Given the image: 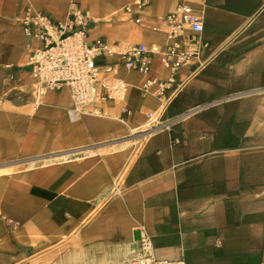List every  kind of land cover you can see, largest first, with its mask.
I'll return each instance as SVG.
<instances>
[{"label": "crops", "instance_id": "1", "mask_svg": "<svg viewBox=\"0 0 264 264\" xmlns=\"http://www.w3.org/2000/svg\"><path fill=\"white\" fill-rule=\"evenodd\" d=\"M134 1L0 0V264H123L141 226L160 258L264 264V0H150L139 23ZM182 2L204 14L208 62L179 70L164 110L122 69L131 114L72 118L67 88L37 98L30 67L5 68L26 61L29 6L63 19L76 3L91 37L163 45ZM151 72L168 75L158 58Z\"/></svg>", "mask_w": 264, "mask_h": 264}, {"label": "built area", "instance_id": "2", "mask_svg": "<svg viewBox=\"0 0 264 264\" xmlns=\"http://www.w3.org/2000/svg\"><path fill=\"white\" fill-rule=\"evenodd\" d=\"M149 4L150 0H135L125 11L139 23ZM68 9L65 18L54 19L44 10L27 7L17 18L29 50L26 61L17 66L6 64L5 68L30 67L37 98L67 88L71 95L69 115L72 118L87 112L103 115L105 106L112 103H120L123 112L131 114L132 110L123 104L129 93V82L121 73L122 69L143 74L146 77L141 86L143 93L159 97L164 110L185 85V79H178L179 70L193 64L200 70L208 62L202 55L209 47L202 38L204 14L189 3L178 4L161 18L167 39L163 45H122L102 35L91 37L95 20L90 11L76 3L70 4ZM155 58L167 70V77L151 72ZM160 112H148L147 117L158 120ZM137 231V254L123 264H186L184 258L158 257L146 229L141 226Z\"/></svg>", "mask_w": 264, "mask_h": 264}]
</instances>
